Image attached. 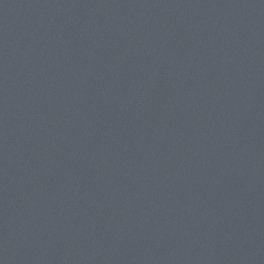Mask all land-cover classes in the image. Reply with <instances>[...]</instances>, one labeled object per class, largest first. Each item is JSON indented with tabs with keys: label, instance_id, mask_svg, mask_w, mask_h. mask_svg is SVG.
<instances>
[{
	"label": "water",
	"instance_id": "1",
	"mask_svg": "<svg viewBox=\"0 0 264 264\" xmlns=\"http://www.w3.org/2000/svg\"><path fill=\"white\" fill-rule=\"evenodd\" d=\"M0 264H264V0H0Z\"/></svg>",
	"mask_w": 264,
	"mask_h": 264
}]
</instances>
